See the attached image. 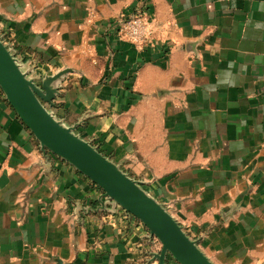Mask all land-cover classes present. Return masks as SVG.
<instances>
[{
	"label": "crops",
	"instance_id": "1",
	"mask_svg": "<svg viewBox=\"0 0 264 264\" xmlns=\"http://www.w3.org/2000/svg\"><path fill=\"white\" fill-rule=\"evenodd\" d=\"M139 9L152 34L137 48L111 22ZM0 20L22 71H70L54 117L81 123L212 264L264 262V0H0ZM160 249L0 90V264H157Z\"/></svg>",
	"mask_w": 264,
	"mask_h": 264
},
{
	"label": "water",
	"instance_id": "2",
	"mask_svg": "<svg viewBox=\"0 0 264 264\" xmlns=\"http://www.w3.org/2000/svg\"><path fill=\"white\" fill-rule=\"evenodd\" d=\"M68 72L63 69L53 75L29 76L0 39V90L41 150L74 167L102 191L103 197L140 221L161 245L159 252L151 254L152 261L168 264L171 258L176 264H212L197 242L138 181L75 133L81 123L66 126L49 111L59 94L57 83Z\"/></svg>",
	"mask_w": 264,
	"mask_h": 264
},
{
	"label": "built area",
	"instance_id": "3",
	"mask_svg": "<svg viewBox=\"0 0 264 264\" xmlns=\"http://www.w3.org/2000/svg\"><path fill=\"white\" fill-rule=\"evenodd\" d=\"M4 25V22L0 20V30L5 31ZM111 25L114 26L121 38L126 39L137 48L143 47L150 41L152 27L148 15L142 9L134 10L129 14L122 13L111 22ZM170 261L176 264L171 258H168V262Z\"/></svg>",
	"mask_w": 264,
	"mask_h": 264
},
{
	"label": "trees",
	"instance_id": "4",
	"mask_svg": "<svg viewBox=\"0 0 264 264\" xmlns=\"http://www.w3.org/2000/svg\"><path fill=\"white\" fill-rule=\"evenodd\" d=\"M0 39L3 41V43L6 44V46L8 47V49L10 50V52L16 57V59L18 60V63L20 64V61H19V57L15 51V47H13V45H11L10 41H9V36L4 33L3 30H0ZM55 108V107H54ZM93 146H95L93 143H92ZM97 149L98 147L95 146ZM99 150V149H98ZM100 151V150H99ZM101 152V151H100Z\"/></svg>",
	"mask_w": 264,
	"mask_h": 264
},
{
	"label": "rangeland",
	"instance_id": "5",
	"mask_svg": "<svg viewBox=\"0 0 264 264\" xmlns=\"http://www.w3.org/2000/svg\"><path fill=\"white\" fill-rule=\"evenodd\" d=\"M50 111H52V112H53V109H51V108H50ZM105 156H106V155H105Z\"/></svg>",
	"mask_w": 264,
	"mask_h": 264
}]
</instances>
